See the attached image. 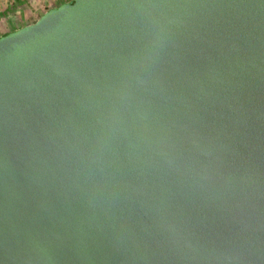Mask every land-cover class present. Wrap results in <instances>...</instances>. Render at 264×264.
I'll return each mask as SVG.
<instances>
[{"label": "water", "instance_id": "water-1", "mask_svg": "<svg viewBox=\"0 0 264 264\" xmlns=\"http://www.w3.org/2000/svg\"><path fill=\"white\" fill-rule=\"evenodd\" d=\"M0 264H264V0H70L0 36Z\"/></svg>", "mask_w": 264, "mask_h": 264}, {"label": "crops", "instance_id": "crops-1", "mask_svg": "<svg viewBox=\"0 0 264 264\" xmlns=\"http://www.w3.org/2000/svg\"><path fill=\"white\" fill-rule=\"evenodd\" d=\"M70 0H51L47 4H38V0H0V36L35 22L31 21L33 15L41 11L42 15L46 10L58 6ZM28 12V15L21 17L19 14Z\"/></svg>", "mask_w": 264, "mask_h": 264}, {"label": "rangeland", "instance_id": "rangeland-1", "mask_svg": "<svg viewBox=\"0 0 264 264\" xmlns=\"http://www.w3.org/2000/svg\"><path fill=\"white\" fill-rule=\"evenodd\" d=\"M16 1V0H15ZM51 0H38V4H47V3H49ZM41 12H42V9H41V11H38V12H36L34 15H33V17H32V19H30L31 21H33V20H35V19H38L41 15ZM21 17H25L26 15H28V12H26L25 14L24 13H21V14H19Z\"/></svg>", "mask_w": 264, "mask_h": 264}]
</instances>
